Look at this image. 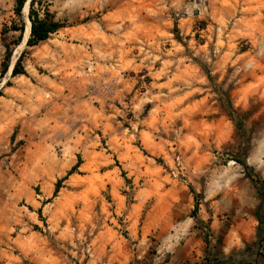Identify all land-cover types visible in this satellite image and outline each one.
<instances>
[{"label":"rangeland","instance_id":"rangeland-1","mask_svg":"<svg viewBox=\"0 0 264 264\" xmlns=\"http://www.w3.org/2000/svg\"><path fill=\"white\" fill-rule=\"evenodd\" d=\"M33 1L0 0V264H264V0Z\"/></svg>","mask_w":264,"mask_h":264},{"label":"trees","instance_id":"trees-1","mask_svg":"<svg viewBox=\"0 0 264 264\" xmlns=\"http://www.w3.org/2000/svg\"><path fill=\"white\" fill-rule=\"evenodd\" d=\"M24 2L25 0H17L15 6V11L17 14H20ZM33 4L34 1L30 0L31 8L33 7ZM28 17L31 21L29 36L26 40V43L28 45H34L41 40L47 39L51 33L55 32L59 27H61V25L54 20L53 16L50 13H46V16L44 18H40L38 17L37 13L33 9H31L30 12L28 13ZM14 29L21 30V34L19 35V37H21L24 29V24H22L19 28L14 27ZM10 55H11V50L7 47L5 50L4 61L2 63L3 65L2 72H5L8 67V60L10 58ZM19 64H20V56L16 60L15 64L12 65L13 67L11 68L12 69L11 73L13 75L24 73V70L19 67ZM75 168L76 167H73V169ZM59 187H60V180L56 184L55 193L59 190Z\"/></svg>","mask_w":264,"mask_h":264},{"label":"bare ground","instance_id":"bare-ground-1","mask_svg":"<svg viewBox=\"0 0 264 264\" xmlns=\"http://www.w3.org/2000/svg\"><path fill=\"white\" fill-rule=\"evenodd\" d=\"M27 8H28V4L26 3L25 6H24L25 14H26ZM25 16H26V15H25ZM30 25H31V22H30L29 19L27 18V19H26V32H29V30H30ZM13 64H14V59L12 60V62H11V64H10L9 70H11Z\"/></svg>","mask_w":264,"mask_h":264},{"label":"water","instance_id":"water-1","mask_svg":"<svg viewBox=\"0 0 264 264\" xmlns=\"http://www.w3.org/2000/svg\"><path fill=\"white\" fill-rule=\"evenodd\" d=\"M30 20V19H29Z\"/></svg>","mask_w":264,"mask_h":264}]
</instances>
